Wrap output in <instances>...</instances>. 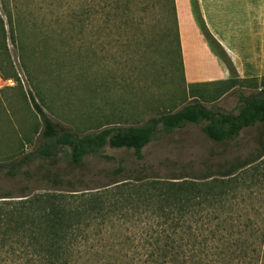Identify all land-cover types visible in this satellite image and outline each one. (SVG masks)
Here are the masks:
<instances>
[{"label": "rangeland", "instance_id": "374dc122", "mask_svg": "<svg viewBox=\"0 0 264 264\" xmlns=\"http://www.w3.org/2000/svg\"><path fill=\"white\" fill-rule=\"evenodd\" d=\"M169 1L143 0L141 20L135 24L115 19L106 22L98 17L91 66L87 61L89 27L84 16L77 14L85 0H0L12 74L5 77L0 71V162L19 159L38 146L44 125L34 101L54 122L79 134L128 127L196 100L209 108L238 113L239 92L248 94L259 89L262 76L248 69L244 78L233 62L226 61L225 65L232 67L229 78L237 74L242 77L233 89L219 84L190 86L171 23ZM177 2L189 74L200 75L194 71L198 60L194 58V29L186 0ZM199 59L200 67L209 66L205 53ZM214 74L208 67L201 73ZM202 128L203 124L189 123L174 132L159 133L144 147L142 160L132 149L110 146L104 147V154L110 158L88 156L81 168H73L63 150L58 151L59 160L28 158L17 177L0 172V191L9 189L18 195L25 186L31 196L58 191L39 181L47 164L67 178H78L82 181L78 187H85L96 174L119 165L128 170L120 179L138 175L142 166L150 167L153 176L170 177L182 166L216 168L236 157L256 154L259 140H264V124L244 128L236 140L227 143L212 140ZM98 180L112 182L103 174ZM229 186L236 197L227 227L244 230L243 243L250 246L248 264H264V156L238 170ZM56 188L68 189L66 185Z\"/></svg>", "mask_w": 264, "mask_h": 264}, {"label": "trees", "instance_id": "16d2710c", "mask_svg": "<svg viewBox=\"0 0 264 264\" xmlns=\"http://www.w3.org/2000/svg\"><path fill=\"white\" fill-rule=\"evenodd\" d=\"M142 1L85 0L77 14L84 16L89 27L87 61L91 66L98 17L106 22L115 19L135 24L141 20ZM190 1L205 39L225 64H232L204 21L198 0ZM169 3L183 62L176 0ZM10 69L6 28L0 14V71L12 77ZM262 79L256 91L239 92L238 113L209 108L196 100L128 127H106L82 134L54 122L34 101L44 125L40 142L19 159L0 162V172L15 178L28 158L59 160V150L64 151L73 168H81L88 156L110 158L104 154L105 146L132 149L142 160L144 147L159 133H171L189 123L203 124V131L214 141H234L244 128L264 124V75ZM239 81L237 74L225 80L189 84H219L229 90ZM259 144L256 154L236 157L216 168L182 166L170 177L153 176L150 167L142 166L138 175L120 179L128 170L119 165L102 173L111 178V183L99 182L102 174L98 173L85 187L77 186L82 182L78 178H67L49 164L43 165L39 181L58 191L32 196L25 192L27 186L18 195L9 189L0 191V264H248L250 246L243 243L244 230L227 227L236 197L230 193L229 184L238 170L264 156V140ZM63 185L68 189L56 188Z\"/></svg>", "mask_w": 264, "mask_h": 264}, {"label": "crops", "instance_id": "0c3cea01", "mask_svg": "<svg viewBox=\"0 0 264 264\" xmlns=\"http://www.w3.org/2000/svg\"><path fill=\"white\" fill-rule=\"evenodd\" d=\"M194 34V71L200 75L191 76L186 59V49L181 33L179 4L176 0L179 30L182 46V59L188 83L211 82L225 80L230 77V70L214 52L205 39L196 16L193 13L191 1L186 0ZM199 10L210 32L229 55L237 72L246 78L248 69L264 75V0H198ZM205 53L209 58L208 65L200 67V54ZM195 61V59H194ZM208 70L215 74L212 76L201 75ZM238 74V75H239ZM240 77V76H239ZM240 77V78H242Z\"/></svg>", "mask_w": 264, "mask_h": 264}]
</instances>
